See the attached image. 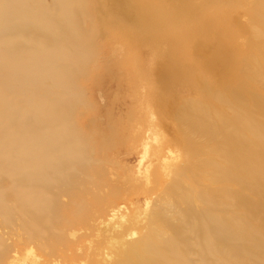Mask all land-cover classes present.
Instances as JSON below:
<instances>
[{
	"label": "rangeland",
	"instance_id": "rangeland-1",
	"mask_svg": "<svg viewBox=\"0 0 264 264\" xmlns=\"http://www.w3.org/2000/svg\"><path fill=\"white\" fill-rule=\"evenodd\" d=\"M58 3L29 1L33 12L42 9L52 19ZM66 3L74 5V13H63V21L70 18L45 51L57 54L45 65L61 78L56 90L45 78V97H41L48 107L63 105V109L59 125L52 128L54 133L50 138L44 136L48 141L38 156L40 171L27 173L20 188L30 195L32 208L42 212L40 223L55 216L51 229L60 231L63 219L86 212H94L98 223V217L106 220L110 202L123 207L114 224H119L121 215L133 221V213L144 209L145 189H164L178 175L191 176L182 167L185 161L210 158L226 166L223 152L245 157L241 146L227 135L230 131L234 134L236 130L247 148L261 151L250 130L264 128V114L260 113L264 109V0H64ZM19 31L18 35L30 41L10 58L30 54L29 50L49 36L32 26ZM69 31L78 45L60 46L62 38H69ZM13 40L0 37V43ZM16 106L12 103L11 110ZM14 113L17 123L38 118L40 130L53 132L49 124L42 126L45 122L35 103L26 102ZM189 116L208 122L216 139L190 138L186 134ZM68 144L71 148L81 144L83 152L77 150L60 166L59 157L54 160L50 155L58 145L64 150ZM250 165L264 187L263 166L258 161ZM142 172L150 173L149 186ZM7 179L0 177L1 199L15 191ZM170 195L161 194L164 197L157 206L146 212L167 215ZM100 204L107 210L97 213ZM16 206L8 197L0 218H19ZM22 222L23 228L28 226ZM83 230L72 241L80 240L83 254L74 264H105V252L113 259L115 251L108 250L101 257L86 258L88 246L95 249L92 238L79 239ZM0 252L6 250L0 247Z\"/></svg>",
	"mask_w": 264,
	"mask_h": 264
},
{
	"label": "bare ground",
	"instance_id": "bare-ground-1",
	"mask_svg": "<svg viewBox=\"0 0 264 264\" xmlns=\"http://www.w3.org/2000/svg\"><path fill=\"white\" fill-rule=\"evenodd\" d=\"M29 1L0 0V37H14L11 42L0 43V177H7L14 185L11 189L15 190L3 197L6 199H1L0 195V210L10 197L19 211L17 219L16 216L4 220L0 218V247L6 250L0 252V264H74L82 259L83 254L80 252L82 247L78 246L80 240L78 243L72 241H77V234L83 226L86 229L79 239L92 238L91 244L95 249L93 251L88 246L86 258L101 257L106 250L115 251L113 259L105 252V264H264V187L262 179L254 175L250 165L258 161L264 168V128L249 129L262 152L247 148L236 130L234 134L230 131L227 135L236 146H241L245 157L223 152L221 156L226 166L210 158L185 161L182 167L191 173L188 179L182 174L164 189L156 186L145 189L144 209L133 213V221H127L125 215H121L119 224H114L113 220L123 207L110 202L106 212L108 219L98 217V223L94 212L78 216L72 213L77 217L63 219L59 223L60 231L51 229L55 216L40 223L42 212L32 208L30 195L20 191V188L26 181L27 173L40 171L38 156L46 149L48 138L54 133L53 126L59 125L63 105L50 108L41 102V97H45L44 79L47 78L51 89L56 90V83L61 78L59 72H49L45 65L57 54L45 51L70 18L63 21V13L71 16L74 5L69 6L63 4L64 0H59L56 18L52 19L42 9L33 12ZM29 26L49 34L48 39L38 48L29 50L30 54L24 57L10 58L30 41L16 31L23 32ZM69 32V38H62L60 46L78 45L72 39L73 32ZM255 33L257 38L259 33ZM20 36L22 38L18 39ZM26 102L35 103L40 112L39 118L45 122L42 126L49 124L53 132L47 134L40 130L41 121L38 118L32 122H16L14 112H19ZM12 103L17 104L13 111ZM260 113L264 114V109ZM188 119L190 126L186 134L190 138L216 139L215 131L208 122L195 116ZM71 147L68 144L63 150L58 145L50 156L54 160L59 157L58 165L62 166L77 150L83 152L81 144ZM197 154L200 155V152ZM145 173L143 178L149 186L150 173ZM166 192L171 193L166 205L167 215L164 211L146 212L150 207H156L164 197H160L161 194ZM102 210L107 209L100 204L97 213H102ZM20 216L24 223L27 222V227H22ZM79 226L82 229L77 230ZM11 227L16 229L11 231ZM104 242L106 246L103 248Z\"/></svg>",
	"mask_w": 264,
	"mask_h": 264
}]
</instances>
